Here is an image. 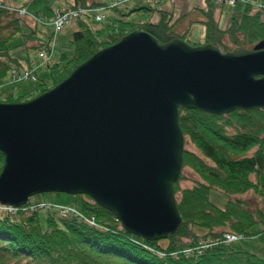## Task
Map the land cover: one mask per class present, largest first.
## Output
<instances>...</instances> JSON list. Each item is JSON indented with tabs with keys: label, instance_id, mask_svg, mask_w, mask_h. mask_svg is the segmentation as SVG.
<instances>
[{
	"label": "water",
	"instance_id": "obj_1",
	"mask_svg": "<svg viewBox=\"0 0 264 264\" xmlns=\"http://www.w3.org/2000/svg\"><path fill=\"white\" fill-rule=\"evenodd\" d=\"M180 107L215 114L264 108V39L224 49L134 29L48 90L0 101V204L46 191L87 194L147 239L182 222Z\"/></svg>",
	"mask_w": 264,
	"mask_h": 264
},
{
	"label": "trees",
	"instance_id": "obj_2",
	"mask_svg": "<svg viewBox=\"0 0 264 264\" xmlns=\"http://www.w3.org/2000/svg\"><path fill=\"white\" fill-rule=\"evenodd\" d=\"M66 1L67 5L61 7L63 11H77L72 21L64 24H76L67 45L71 52L55 49L58 43L55 38L50 61L55 60L47 63L56 70L51 73L49 82L40 80L37 92L26 89L16 96L13 90L3 92L1 101H22L48 90L97 50L134 29H144L161 42L175 36L186 39V31L180 33L175 26L178 20L188 16L187 13L174 17L172 10L149 3L134 4L128 10L121 7L126 5L123 4L114 6L111 10L116 13H110L108 22L98 25L95 22L102 19H96L94 8L106 0ZM21 6L47 18L58 7L50 0H23ZM195 8L203 16L200 21L204 24V40L201 43L212 42L232 50L249 48L264 39L262 8L242 3L241 12L236 16L233 7L225 28L219 26L215 17L214 0H205V5L192 7ZM141 9L157 12L158 21L128 17ZM11 13L14 12L0 6V30L11 27L7 34L0 36V82L6 79L11 67L21 65L20 58L14 55L16 51H24V60L33 66L35 54L38 57L42 49L49 51L51 44L38 34L42 32L37 27L41 22L30 25L22 16L14 15L4 23V18ZM50 26L52 36L54 28ZM29 49L35 54L31 51L29 54ZM179 124L184 139L195 148H183V166L199 178L194 184L182 187L180 180L184 176L181 173L174 182L176 206L182 218L175 232L160 239H147L129 232L110 210L87 194H79L75 208L80 215L48 213L46 228L38 223L39 207L30 209V201L15 211L0 206V264H264L261 255L236 249L231 242L223 241L225 231L244 236L251 225L264 221L263 207L250 208L238 196L252 191L264 199V108H235L215 114L180 107ZM3 161L0 151V171ZM211 189L228 195L223 207L210 201ZM91 218L93 223L88 221ZM186 248L191 249L186 252Z\"/></svg>",
	"mask_w": 264,
	"mask_h": 264
},
{
	"label": "rangeland",
	"instance_id": "obj_3",
	"mask_svg": "<svg viewBox=\"0 0 264 264\" xmlns=\"http://www.w3.org/2000/svg\"><path fill=\"white\" fill-rule=\"evenodd\" d=\"M22 1L23 0H0L2 4H5L10 8L19 7ZM50 2L52 3V5L58 6L60 8L67 5L66 0H50ZM250 2L252 3V0H250ZM138 3L141 4L149 3L152 6H157L163 9L172 10L174 17L182 13H187L188 16L183 17L177 21L175 26L176 30L180 33L186 31V39L192 41L193 43L201 44V42H203L204 24L202 21H200L203 17L199 10H197L196 8L192 9V7L195 5H200V6L205 5V0H130L126 5H123L121 7L125 10H128L131 6ZM241 8H242V2H237L234 5V9H235L234 15L238 16L241 12ZM106 13H108L109 16L103 18L101 21H96L95 24L99 25L108 22L111 15L110 13L114 14L116 12L112 11L111 9H107ZM214 14L216 19H218V23L220 27L225 28L229 25V20L231 17L230 5H228L227 3H224L223 5H217ZM14 15L16 14L15 13L8 14V16L4 18L3 22L6 23ZM22 17L30 25L33 23V20H31L30 16L24 15ZM128 17L130 19L146 18L149 19L150 21L155 22L158 21L159 14L157 12L151 13V11L141 9L130 13ZM261 18L264 19V10H262L261 12ZM194 20H198V21H194ZM37 27L38 29L42 30V32L38 31V34L42 37V39L49 40L52 43L53 36H50L52 27L50 25H46L43 23H38ZM10 29L11 27H7L4 28L3 30H0V36L7 34ZM74 29H76V24L72 22L64 25L57 32L55 38L58 43H56L55 49H59V51H68L69 53L71 52V49L67 45H69V35ZM64 43L66 45H64ZM229 45L231 46V43H229ZM30 51L32 52V54H35L32 51V49H29V54ZM14 55L20 58L21 60L20 67L31 68L36 72L37 80L34 81L30 79V80H21L14 83H10V82L5 83L4 85H2L3 88L0 87V99L3 96V92L12 91V90L15 96L26 89L37 92V89L39 87L38 84L39 81L44 79L45 81L49 82L51 73H53L56 70L51 68L48 65V63H40L41 60L39 57H37L36 54L32 60L33 67L28 65L27 60H24L23 58V56L25 55L24 51L22 50L16 51ZM55 57L57 59V55ZM54 60L55 59L53 58L50 61V63H52ZM3 82H1L0 85ZM184 147L195 150L194 146L191 143H189L188 140H185ZM181 173L184 176L183 179L180 180V185L182 187L190 186L194 184L195 181H197L199 178L195 172H193L190 168L185 166L182 168ZM238 196L241 199L245 200V202L250 208L263 207L264 209V199H262L260 196L253 193L252 191H247ZM209 198L210 201L213 202L214 204L223 207L227 201L228 195L217 189H211L209 193ZM79 200H80L79 194H69L62 191L39 192L29 196V201L33 204L41 203V202L42 203L47 202L53 204L51 209L38 208V214H39L38 223L41 228H46L48 226L46 220V216L48 213H53L55 216H58L60 214L59 213L60 206H69L75 208L78 205ZM231 245L236 249L252 251L264 257V221L255 222L248 229V234L244 236H240L239 238L231 241Z\"/></svg>",
	"mask_w": 264,
	"mask_h": 264
},
{
	"label": "built area",
	"instance_id": "obj_4",
	"mask_svg": "<svg viewBox=\"0 0 264 264\" xmlns=\"http://www.w3.org/2000/svg\"><path fill=\"white\" fill-rule=\"evenodd\" d=\"M124 0H108L109 2V6H113V5H117L121 2H123ZM235 1H246V0H218L219 3H228V4H233ZM252 3L254 5V7L257 8H261L264 7V2L262 0H252ZM104 9V6L98 7V8H94V11L96 12V18L99 19L103 16L102 10ZM83 10V9H81ZM19 13H24L25 10L24 8L22 9H18ZM76 10H67V11H61V10H56L55 14L50 18L49 22H51L54 27L55 30L59 29L62 25H64L65 23H68L72 20V18L74 17V15L76 14ZM41 21H44L42 18H38ZM44 50H42L41 52H39V55L42 56L44 54ZM34 79L35 78V74L32 70L30 69H17V68H12L10 71V79L11 81H17V80H21V79ZM43 206H50L49 204H41ZM7 208L9 210H13L14 208L7 206ZM69 210H74L73 208H69V207H61L60 211L65 213ZM75 211V210H74ZM90 222H93V220H90ZM240 236H242L241 234H235L233 232H225L223 235V239L226 242H230L232 240H235L237 238H239ZM190 249L187 248L185 249L186 252H188Z\"/></svg>",
	"mask_w": 264,
	"mask_h": 264
}]
</instances>
